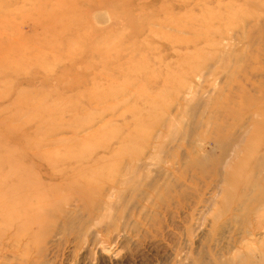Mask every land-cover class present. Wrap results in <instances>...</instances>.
<instances>
[{
  "label": "rangeland",
  "instance_id": "374dc122",
  "mask_svg": "<svg viewBox=\"0 0 264 264\" xmlns=\"http://www.w3.org/2000/svg\"><path fill=\"white\" fill-rule=\"evenodd\" d=\"M0 264H264V0H0Z\"/></svg>",
  "mask_w": 264,
  "mask_h": 264
},
{
  "label": "bare ground",
  "instance_id": "6f19581e",
  "mask_svg": "<svg viewBox=\"0 0 264 264\" xmlns=\"http://www.w3.org/2000/svg\"><path fill=\"white\" fill-rule=\"evenodd\" d=\"M74 23V22H73ZM72 31H74V28H73V24L71 25V29L70 30H67V31H64V32H69V33H72ZM84 35V34H83ZM107 42H109L108 41V39H107ZM81 43V42H80ZM57 48H55V49H58L59 48V46H56ZM11 50H12V48H11ZM66 54H69V52H67ZM107 58V57H106ZM104 56L101 58V60H105L106 59ZM60 60H61V56H55L54 55V59L51 61V64L52 65H56L57 63H59L60 62ZM36 94V93H35ZM38 132L39 131H37L36 133H35V136L38 134ZM25 141H27V142H29L30 143V141H31V143L30 144H33L34 145V142H32V137L29 139V138H25ZM36 148H38V147H36ZM46 154H43V157L45 156Z\"/></svg>",
  "mask_w": 264,
  "mask_h": 264
}]
</instances>
